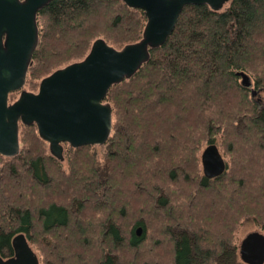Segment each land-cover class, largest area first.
Here are the masks:
<instances>
[{
  "label": "trees",
  "instance_id": "16d2710c",
  "mask_svg": "<svg viewBox=\"0 0 264 264\" xmlns=\"http://www.w3.org/2000/svg\"><path fill=\"white\" fill-rule=\"evenodd\" d=\"M145 23L122 0H52L37 14L29 89L97 38L116 49L138 41ZM241 72L264 90V0L189 5L149 60L108 90L102 161L79 147L67 173L36 127L20 124L19 153L0 155V255H13L20 234L45 264H245L236 231L243 221L264 228V104L249 99ZM216 137H244L242 156L228 141L232 171L208 179L198 152Z\"/></svg>",
  "mask_w": 264,
  "mask_h": 264
},
{
  "label": "water",
  "instance_id": "95a60500",
  "mask_svg": "<svg viewBox=\"0 0 264 264\" xmlns=\"http://www.w3.org/2000/svg\"><path fill=\"white\" fill-rule=\"evenodd\" d=\"M51 1L0 0V155L5 157L20 151V124L34 125L50 155L60 161L65 143L72 148L105 144L112 130V107L104 101L110 87L131 78L149 60L150 51L166 42L186 6L220 11L231 0H122L146 18L138 41L116 49L97 38L82 60L54 70L40 80L37 92H29L23 87L39 42L37 14ZM239 75L242 85L249 87L248 75ZM17 91L18 98L9 102V94ZM200 160L208 179L225 170L214 143L203 149ZM12 245L13 255H0V264H40L24 235H16ZM238 255L245 264H264V235L249 232Z\"/></svg>",
  "mask_w": 264,
  "mask_h": 264
},
{
  "label": "rangeland",
  "instance_id": "374dc122",
  "mask_svg": "<svg viewBox=\"0 0 264 264\" xmlns=\"http://www.w3.org/2000/svg\"><path fill=\"white\" fill-rule=\"evenodd\" d=\"M226 6V4L224 5V7ZM223 7V8H224ZM222 8V9H223ZM28 77H26V82H25V85L23 87L24 90L26 91H29V92H37L38 91V86H39V82L40 80H33L32 84H33V89L30 90L29 88V85H28ZM252 91L254 92V95H252ZM248 94H249V99H252L254 102L256 103H259L261 105L264 104V90L263 89H259V88H256L254 86V81L251 79V86L249 87L248 89ZM19 91L16 92V94L14 95V100H16L19 96ZM252 95V96H251ZM22 132V129L19 130V138L21 136V133ZM217 138V139H216ZM215 138V141H214V144H216V146L218 147V150L221 154V156H223L222 158L224 159L225 161V164H226V170L229 172V171H232V168L234 167V157L232 156V154L230 153V147H229V144L227 143L228 141L229 142H235V147H236V150L239 152V155L242 156V151H240L241 147L239 146L240 144L242 145L244 143L243 139L244 137L242 138H234V141L233 139L231 138H219V137H216ZM210 144V143H209ZM208 144H201V147L199 148V154H201V152L203 151V148H205ZM237 145V146H236ZM88 153L93 156V159L96 161V162H100L103 160L104 156H105V153H106V145L103 144V145H90L88 146ZM45 148H46V152L49 153L48 151V144L46 143L45 144ZM63 148H64V151H63V160L60 161V164H61V167L64 171H66L68 173V167H69V155L73 154L74 150L77 149V148H72L70 147L67 143L63 144ZM234 148V147H233ZM246 150V149H245ZM247 152V151H246ZM3 159V158H2ZM236 160H238V163L240 162V160H243V158L239 157L238 156V153H237V156H236ZM237 162V161H236ZM203 173V172H202ZM201 173V175H202ZM177 189L176 186L173 187V190L174 189ZM218 199V196L216 195H211L209 196V201L210 202H213L215 200ZM243 225L238 229L237 232V243L238 245L240 244L241 240L249 233V232H252V231H259L261 232L263 235H264V228H261L259 226H256L255 224H252L250 222H245L243 221L242 223ZM33 250L36 252L37 256H38V259L40 261V264H45L47 263L45 258H43V253L41 250L38 249V247H36L35 245L32 247ZM48 261L50 262V260L48 259ZM45 262V263H44Z\"/></svg>",
  "mask_w": 264,
  "mask_h": 264
},
{
  "label": "bare ground",
  "instance_id": "6f19581e",
  "mask_svg": "<svg viewBox=\"0 0 264 264\" xmlns=\"http://www.w3.org/2000/svg\"><path fill=\"white\" fill-rule=\"evenodd\" d=\"M204 149V148H203ZM223 157V156H222Z\"/></svg>",
  "mask_w": 264,
  "mask_h": 264
}]
</instances>
